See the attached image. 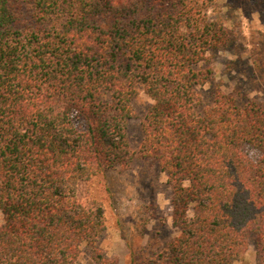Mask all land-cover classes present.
Masks as SVG:
<instances>
[{
  "label": "trees",
  "instance_id": "trees-1",
  "mask_svg": "<svg viewBox=\"0 0 264 264\" xmlns=\"http://www.w3.org/2000/svg\"><path fill=\"white\" fill-rule=\"evenodd\" d=\"M212 4L0 0V264H73L84 246L108 263L104 208L78 183L130 162L138 86V152L167 176L177 233L131 264H235L251 236L264 264V101L201 106L206 54L231 38Z\"/></svg>",
  "mask_w": 264,
  "mask_h": 264
},
{
  "label": "rangeland",
  "instance_id": "rangeland-1",
  "mask_svg": "<svg viewBox=\"0 0 264 264\" xmlns=\"http://www.w3.org/2000/svg\"><path fill=\"white\" fill-rule=\"evenodd\" d=\"M208 14L220 18L229 30L230 42L207 52L204 67L210 68L201 94V106L210 105L219 92L238 100L246 97L264 101V2L259 0H212ZM132 100L133 115L127 135L132 152L130 162L78 183L77 195L83 202L99 201L104 208L105 230L98 239L107 264H131L135 257L148 255L177 230L172 224L171 189L166 174L152 158L142 157V122L152 102L138 86ZM81 124V120L77 121ZM243 152L256 159L259 152L244 145ZM3 218L0 212V224ZM254 238L235 264H256ZM73 264H97L87 246Z\"/></svg>",
  "mask_w": 264,
  "mask_h": 264
}]
</instances>
